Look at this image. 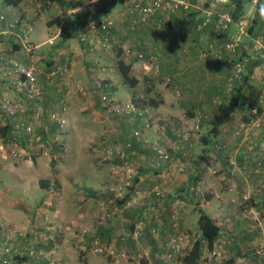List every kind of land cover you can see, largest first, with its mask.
<instances>
[{"label": "crops", "instance_id": "obj_1", "mask_svg": "<svg viewBox=\"0 0 264 264\" xmlns=\"http://www.w3.org/2000/svg\"><path fill=\"white\" fill-rule=\"evenodd\" d=\"M24 1L13 4L1 0L0 7L7 12V26L12 22V18L18 15ZM86 1L85 4L97 5L95 9H91L94 21L110 18V9L114 4L118 6L114 0H103V3L99 0ZM97 1L99 3H96ZM185 1L188 3L186 10L180 7L176 12L157 11L152 17L143 20L138 18L135 27L133 24L129 25V28L133 29L132 32L128 31L129 38L120 39L122 47L124 41L135 39L138 50L144 55L154 56L155 63L152 64L145 59L133 58L129 65L130 75L137 79L134 86L123 82L117 68L118 56L109 49L104 52L96 51L97 54L87 57L88 50H85V46L78 40L79 28L69 30L70 35L65 39L59 38V46L56 45L57 42L49 45L59 35V28L66 23V15L72 9L66 10L67 5L62 2L59 6L49 7L57 10L63 17L59 22L60 27L51 36L40 32V42L33 47L43 46L47 50H53L52 54L58 55L62 61L60 66L69 64L68 70L65 68L57 72L58 79L62 80L61 84L87 82L82 77L83 67L78 68L80 60L87 65L107 63L108 67L93 69L90 77L94 78L95 83L100 79L111 83L120 99L125 100L129 96L148 98L152 113L165 117L170 124L173 122L171 120L177 121V118L184 119L183 122L188 124L196 123L199 120L197 115L201 119L206 118L202 119V123L208 122L209 119L219 121L216 138H231L229 127L226 126L228 121L224 122V113L216 110L218 114L210 118L206 112L212 111L211 99L215 101L223 92L224 74L227 71L223 63V57L227 53H219L217 44L237 36L235 21L216 35L215 24L217 17L221 16L217 14L218 10L211 6V2L206 0V3L200 4L199 0ZM40 3L42 4L41 1ZM229 10V6H223L221 9L222 13H228ZM126 13L129 12L124 10L125 15ZM165 13H168L166 18ZM210 13L211 16H208ZM42 15L40 17L46 24L49 17ZM125 15L119 19L123 25L118 21L115 23L117 28L124 30V35L128 26H124ZM20 17L18 15V18ZM131 18L129 16L128 21H133ZM185 18L188 20L185 26H181L180 22ZM50 23L54 24V21ZM202 24H205L203 29ZM6 36L8 37V34ZM254 36L256 35L244 39L252 43ZM202 42L211 43L210 52H200L202 49L198 48V45ZM13 45L16 46L14 43ZM251 51L252 47L249 45V56L253 53ZM251 58H254L253 55ZM252 62L253 65L245 71L249 79L253 78L251 75L259 65L255 61ZM261 74L264 76V70ZM253 87L254 85H249L248 82L241 87L245 97L244 106L256 95L259 91L257 89L262 88L259 86L253 95ZM228 96H234V93ZM4 101L5 99L0 98V102ZM87 107L91 111L87 117L89 119L76 115L73 111L67 112L65 124L69 127L65 130L66 133L60 136L68 158L62 162L54 164L53 153L48 149L27 156L24 148L17 147L9 140L11 137L8 131L0 133V233H8L14 239L15 254L11 257L10 264L46 263L44 258H32L23 250L28 242H32L31 239L19 238L15 236L14 231L10 232L14 226L22 230L24 235L28 232L31 237V234L37 231V225L42 226L46 235L54 236V239H47L48 241L41 239V242L45 243L40 249L66 264H164L163 256L167 251L164 241L174 230L192 228V232L197 231L198 208L220 226L219 240L223 241L229 253L226 264H264V223L256 222V214H259L256 208H249V216L245 214L246 210L239 209L240 182L227 178V166L223 165L216 155L218 150L212 146L211 141H204L208 133H193L194 136L189 135V139L180 146L171 144L170 147L174 151H170L175 161L171 155L170 167L156 158L153 148H145V144L134 139L133 147L127 151L126 157L134 161L130 165L134 170L133 179L137 177L135 189H139L141 193H132L125 200L116 199L107 188L120 186L122 180V183L128 180L127 170H117V163L114 162H101L100 156L106 158L108 147L114 142L123 141L125 135L122 130L115 129L114 124L107 119L101 120L91 104ZM184 107L190 110V117L182 115ZM72 113L73 116H68ZM85 119L86 121H83ZM89 121L97 124V130ZM159 132H150L155 142L156 137L158 141L167 138H162L164 132ZM168 133L170 134L169 131ZM171 137L174 135L171 134ZM89 147L91 149L88 151ZM184 153L188 158L184 160L185 164L181 165L179 159H183ZM86 154H89V161L81 163L79 157ZM207 156H212L213 161L217 159L214 163L223 171L213 175L206 170L211 169L209 165L205 171L200 160H209ZM138 160L142 164L137 166ZM182 166L185 173L179 171ZM245 173L247 177H252L251 170ZM51 180L59 186L53 201L57 213H51L52 210L45 206L50 203L51 194L47 186ZM154 187L161 188L165 194L157 197L143 193L144 189ZM179 195L183 198L182 205L180 210L174 205L176 211H173V201ZM260 214H264V211ZM44 216L49 219L46 221ZM49 220L55 223L52 222L49 226ZM49 229H52V232ZM19 249L21 252H18Z\"/></svg>", "mask_w": 264, "mask_h": 264}, {"label": "rangeland", "instance_id": "obj_2", "mask_svg": "<svg viewBox=\"0 0 264 264\" xmlns=\"http://www.w3.org/2000/svg\"><path fill=\"white\" fill-rule=\"evenodd\" d=\"M42 2L40 9H37L33 6L31 0H25L24 6H22V9L20 12L18 11V15L21 16L23 19L18 18V15L13 17L12 22L14 20H23L22 22L17 23L18 28L21 27L20 23H23L24 27H27L26 31L23 32V34L18 32L17 27H9L7 26V12L6 10H3L0 7V15H3L4 18L0 19V53L3 57V59L0 58V98L5 99V101L2 103L0 102V133L3 131V127L5 124H9L10 127L7 130L10 133L9 140L14 143L17 147H22L26 150L27 156H33L38 152H41L44 149H48L49 151H52V159L53 163L62 162V160L67 159L68 157L65 154V148L64 144L62 142V138L60 134L66 133L67 124H62L56 122L51 116L53 113H57L61 110L62 104L66 105L67 110L65 114V118L67 119V112L73 111L74 114L83 116V118H87L90 116L91 111H89V107L87 105L91 104L92 108L96 111V114H98L101 118L107 119L111 123L114 124L115 129L122 130V134L125 135L124 140H119L117 142H114L112 146L108 147V151H106V158L103 156H100L101 162H114L115 164L121 163V161L127 160L129 162H134L133 159H129L126 157L127 151L131 150L133 147V140L131 141V146L126 147L125 143L127 140V137L131 131V124H129L124 117L115 115L112 112H107L101 107V102L99 99V92L100 89L97 87L94 78H91V72L92 70L96 69H102V66L108 67V64H93V65H87L84 63V61L80 60L78 62V68H82V77L87 80V82L80 83V84H61L62 80L58 79L57 72L55 74H51L52 71L56 69L59 64L62 63L61 60H59L58 55L52 54L53 50H47L43 46H38L37 48L33 47L36 46L40 42L38 35L40 32L43 34L46 32L48 36H51L56 33L57 29L60 27L59 22L63 19L55 10V9H49L51 6L60 5V0H40ZM85 0H78L75 2L76 5H80ZM101 3H103V0H99ZM97 1L96 3H99ZM169 1V0H165ZM206 0H199L200 4L206 3ZM208 2H211V6L214 7L217 11V14H220L217 17V21L222 20L223 15H230L229 12L232 11V9L235 8L234 0H227V3H219L218 0H207ZM114 3H117L118 6L113 5V7L110 9V13L113 19L114 24L118 21L119 24L123 25L119 22V19H121L125 14L124 10L128 11L129 16H131L134 20L140 19V17L137 14V11L133 9L132 3L129 0H123L125 4L122 2V0H114ZM243 2V12L237 19H232V22L235 21V25L237 27V36L235 38H230L229 40L217 44V49L219 53H227L224 58V64L226 68V73L224 74V85H223V92L218 95V98L221 101V104L216 103V100L213 101L211 99V110L209 112H206L211 117H215V114H218L216 112L219 111V113H224V122L228 121L226 126L229 127V134L231 138L229 137H219L216 138V140L213 141V147L215 144H219L221 146L220 150L216 152V155L221 159V163L223 165L227 166L226 168V176L230 179H236L240 182L238 184V192L239 199L241 200L238 204L240 210H246L245 214L249 216L248 210L249 208H256V211L259 214H256V222H262L264 223V214H260L261 211H264V76L261 74V71L264 70V18H261L258 14V8L259 5L264 4V0H242ZM74 4V7H75ZM89 9H95L97 5L93 6L92 3L86 4ZM0 6H1V0H0ZM223 6H229L231 10L227 13L226 11H221ZM115 7V8H114ZM117 8V9H116ZM134 11L133 13H131ZM166 12V11H165ZM226 12V13H225ZM72 12H69L66 17L69 19L70 14ZM214 13V12H213ZM43 14V15H42ZM126 13L125 15V24L127 25V32L124 35L123 31L116 26V30L114 29L112 31V37L111 40L113 42L112 45L109 46V51L116 54L117 56H121L122 51V45L120 43V39L125 40L129 38V32H132L133 29L129 28L130 24H133L134 27L138 24L137 22H133L132 20L128 21V15ZM222 14V15H221ZM49 17L46 24L42 21L43 18L40 16ZM155 15V14H154ZM168 13H165V18ZM118 16V20L117 19ZM152 15L148 17H152ZM211 16V13L208 15ZM27 17V18H25ZM114 17V18H113ZM15 18V19H14ZM25 18V19H24ZM131 18V19H132ZM27 19V20H26ZM209 19V18H208ZM220 19V20H219ZM55 21L54 24L50 23L51 21ZM127 20V21H126ZM240 21L243 22V24H240ZM231 22V23H232ZM53 24V25H52ZM230 24V23H229ZM205 24L201 25V28ZM228 27V25H227ZM216 29L214 30V33L221 31L223 32L225 29ZM203 29V28H202ZM60 30V28H59ZM199 30H201L199 28ZM1 31H5V33H2ZM129 31V32H128ZM251 33H253L251 35ZM8 34V37L6 36ZM122 35V37H120ZM219 35V34H216ZM254 36V41L251 43L249 40L244 39L245 37ZM59 35L56 36L54 40L51 41V44L54 45V43L57 42L56 45L59 44L58 41ZM257 38V39H256ZM11 39V40H10ZM246 40V41H245ZM13 43L16 45L14 46ZM48 43V42H47ZM227 44L230 45V47L227 46ZM48 45V44H47ZM252 47L251 55H253L254 58H251V55L249 56L248 46ZM59 46V45H58ZM123 47H129L132 50H138L137 43L135 42V39H129V41H124ZM28 48V49H27ZM198 48L202 49L200 52H210L211 51V43L205 44L202 42L201 45H198ZM99 51V50H97ZM104 52V50H101ZM141 51V50H139ZM88 52V53H87ZM88 54L87 57H89L92 54H97L98 52L94 51H87ZM142 52V51H141ZM240 52V55L238 56ZM107 53V52H106ZM143 53V52H142ZM56 56V57H54ZM262 56V57H261ZM146 58L147 55H144ZM237 58H242V62L246 61L244 64V70L241 72V77L239 79L234 78V71H233V65L235 63L234 60ZM146 60V59H145ZM226 60V61H225ZM251 61H255L258 65V67L255 68V72L253 75V78L249 79V76L245 72L248 67H250ZM14 62H17L18 64H33L38 71L37 74V84L39 86V93L38 95H35L33 98H29L26 95V90L24 86H21L17 83L16 80H14L12 75L6 74L5 70H3L4 65H14ZM110 66V65H109ZM67 70L69 68V64L67 63L66 66ZM247 75V78L245 77ZM244 78H246L245 82L243 81ZM85 81V80H84ZM251 81V83H250ZM256 82L257 84H252L253 82ZM248 82L249 85H254L253 87V95L256 93V89L261 86L262 88L257 89L259 90L255 96H253L252 100L248 103L247 106H236L234 107L231 104V98L228 96V94L236 96L235 89L237 87H242V85L246 84ZM251 90V91H252ZM85 92V93H83ZM51 93V94H50ZM115 95H117L115 93ZM118 96V95H117ZM216 97V96H214ZM213 97V98H214ZM252 97V96H251ZM129 98H136V96H129ZM129 98L122 100L126 101ZM145 106L148 108L150 114H152L150 105H149V99L143 98ZM245 104V103H243ZM191 109V108H190ZM211 112H214V114H211ZM90 113V114H89ZM68 116H73L74 115ZM88 114V115H87ZM94 113H92L93 115ZM159 116L158 114H155ZM182 115L185 117H190V110L187 107H184V111H182ZM198 116V128H195V122H192L191 124H188L187 122H183L184 119L177 118V121L171 120V124L165 119V117H161L160 121L156 124L152 123L151 127L148 128L145 131V135L149 138V143H143L145 144V148L152 149L155 140L151 137L150 132H164V135L158 134V136L161 135L163 138L164 136L167 138H164V140L158 141V137H156V142L159 144L162 148H164L170 155L171 159V144L180 146L183 142H185L188 139H183L182 134L189 132L190 136L197 135L198 133H211V129L213 127V120L204 121L202 123V119H206L203 117L202 119ZM183 117V118H184ZM83 120V121H86ZM179 121V122H178ZM89 123L92 124V121H89ZM245 123L248 125V131L246 135L242 132L241 134L237 135L236 131L240 129L241 124ZM95 130H97V124H92ZM29 128V130H28ZM113 128V127H111ZM104 129V127L102 128ZM66 130V131H65ZM100 131V129H99ZM170 132V134L168 133ZM160 133V132H159ZM171 134L174 135V137H171ZM194 136V135H193ZM160 137V138H161ZM161 138V139H162ZM119 143V144H116ZM123 143V144H122ZM88 147V146H87ZM18 148V149H19ZM181 148V147H180ZM91 147L87 148L89 151ZM106 149V148H105ZM111 149V150H110ZM214 149V148H213ZM216 149V148H215ZM111 151V152H110ZM174 150L172 149V152ZM109 152V154H108ZM122 155V156H121ZM67 157V158H66ZM103 157V158H102ZM174 158V156L172 155ZM209 157V156H207ZM188 156L185 153L183 154V159H179L181 165L185 164L184 160L187 159ZM168 160L164 163H166L169 167L171 165L172 160ZM209 160H200V163H203L204 170L207 168V165L211 167L210 170L206 169L207 171H210L213 175L219 174L220 171L222 172V168L217 166V163H214L217 161H213V157L210 156L208 158ZM79 160L81 163H87L89 161V154L82 155L79 157ZM146 160V159H145ZM20 161V160H19ZM19 161H15L16 163ZM175 161V158H174ZM183 163V164H182ZM142 164L139 163L138 165ZM214 164V166H213ZM183 167V168H182ZM179 168V171L182 173H185V168L182 166ZM205 170V171H206ZM251 170L252 177H247L245 171ZM134 173V172H133ZM250 178V179H249ZM248 180V181H247ZM50 196V203L45 204V206L49 209H51L52 212H56V207L54 208V197L57 196V191L59 189V186L56 184L54 180H51V183L47 186ZM117 187V186H116ZM118 188V187H117ZM132 187L130 185H124L122 187V193L117 194L115 193L114 187L107 188L108 191L112 194V197H115L116 199L120 198H126L129 197L130 194H132ZM117 196H116V195ZM165 194V191H164ZM245 197V198H244ZM175 201H173V206L175 205L178 210H180V207L182 205L183 198L175 197ZM44 214V213H43ZM49 218V217H48ZM44 219L47 221L46 216H44ZM253 219V217H252ZM250 220V219H249ZM53 222V223H52ZM51 223L54 224V221L48 222V225L51 226ZM37 227V231L35 233L31 234V237L17 227L12 228V231L17 235L19 238H25L27 237L28 240H32V242H28L26 244V248L29 246H33L35 249H40L41 245L44 243L41 242V239L43 237H40L41 235H44L43 229L41 227ZM17 228V229H16ZM263 229V228H262ZM180 231H183L187 235L188 239V245L193 242L194 238L199 237L198 234L195 232H192L191 229L183 230L179 229ZM18 231H22L24 237H21ZM52 232V229H50ZM3 234H6L5 232H2ZM8 234V233H7ZM14 234H12L14 236ZM11 236V235H10ZM169 236V235H168ZM51 239H54L51 238ZM13 237L10 239L11 246H14ZM48 241L47 239H43ZM165 243V241H164ZM264 243V242H263ZM40 246V247H38ZM206 246H202V253L200 256V263L202 264H211L212 258L207 256L205 248ZM224 247V246H223ZM260 247V245H259ZM218 249V248H217ZM26 251L25 249H23ZM224 257L220 264H226L229 259V253L228 250L224 247ZM18 252H21L19 249ZM14 253V252H13ZM14 255V254H13ZM19 255V253H18ZM53 257H56L53 255Z\"/></svg>", "mask_w": 264, "mask_h": 264}, {"label": "built area", "instance_id": "obj_3", "mask_svg": "<svg viewBox=\"0 0 264 264\" xmlns=\"http://www.w3.org/2000/svg\"><path fill=\"white\" fill-rule=\"evenodd\" d=\"M78 0H60L62 3H73ZM132 3V7L134 10L137 11L138 16L141 20L145 19L146 17L154 14L157 11H170V12H176L180 7H182L184 10L188 8V3L185 0H129ZM33 6L37 9H40L41 3L40 0H31ZM87 1L85 0L82 4L76 6L75 8H70V12H74L79 9H86L89 8L86 7L85 4ZM134 12V11H132ZM4 18L3 15H0V19ZM222 20L218 21L215 24V28L218 29H224L227 27L229 23L232 22L230 15H223ZM188 19H183V21L180 22L181 26H185L186 21ZM23 20H14L13 22H10L9 27H17L18 32L23 34V32L26 31L27 27H24L23 23H20L21 27L18 28L17 23L22 22ZM136 20H134L135 22ZM240 24H243L242 21H240ZM116 30V26L112 19L106 18L103 20L98 21H90L89 23L81 26L78 30V40L79 42L85 46V50L94 52L97 50H108L109 46L113 44L111 37H112V31ZM124 33V31H123ZM228 47H230L229 44H227ZM28 49V48H27ZM121 55L123 56V61L127 64H131L133 58L142 60L146 59V62L149 64L155 63L154 56L147 55V57H144V54L139 50H132L129 47H122ZM0 58L3 59L1 53ZM1 64V62H0ZM243 66V62L236 61L233 65V71H234V78L239 79L241 77V69ZM3 70H5L6 74L12 75L14 80L17 81V83L21 86H24L26 90V95L29 98H33L35 95H38L39 93V86L37 84V68L33 64H18L17 62H14V65H4ZM66 68V66H57L54 71L51 72V74L59 71H63ZM103 69V66H102ZM97 87L100 89L99 92V99L101 102V107L107 112H112L115 115L124 117L126 121L131 124V131L127 137L126 140V147L131 146V140L135 139L137 141H141L143 143H149V138L145 135V131L151 127L152 123L156 124L160 121L161 117L157 116L155 114H150L148 108L145 106L144 100L140 97L136 98H129L126 101H122L119 99L117 95H115V91L112 87V84L109 82H106L103 79H100L96 82ZM85 93V92H83ZM216 100V99H215ZM216 103L221 104V101L219 99L216 100ZM66 105L62 104L61 110L57 113L52 114V118L60 123V125L66 123ZM195 128H198V123L195 124ZM29 130V128H28ZM248 131V125L245 123L241 124L240 129L236 131V134L239 135L242 132L244 135H246ZM190 133L186 132L182 134L183 139H188ZM153 150L156 155V158L158 160H162L164 162L168 161L170 159L169 153L162 148L157 142L153 145ZM221 148L220 145H216V149L219 150ZM111 152V151H110ZM109 154V152H108ZM131 162L124 160L121 161V163L116 164L117 170H120L122 168H125L127 170V178L124 183L123 180L120 182L121 185L114 187L113 190H115V193L117 194L122 193V187L124 185H131L132 179L134 176V170H132V166L130 165ZM141 191L139 189H135L134 195L140 194ZM143 193L146 195H154V196H163V191L159 187H154L152 189H144ZM116 195V194H115ZM117 196V195H116ZM245 198V197H244ZM112 200V199H111ZM173 211H176V208L173 206ZM48 218V216L46 217ZM49 219V218H48ZM175 219V217H174ZM48 222H51L50 220ZM50 230V229H49ZM19 234L23 235L22 231H18ZM262 233L264 235V228L262 229ZM40 237H43V239H51L54 236L52 235H41ZM11 236L9 234H3L0 233V264H10L11 257L13 256L14 247L10 244ZM188 243L187 235L186 234H175L171 236L166 243L167 249L170 250L166 254L165 257V263L164 264H186L185 262L181 261L178 256L182 254L183 249L185 248L186 244ZM218 248V249H217ZM25 253H27L28 256L32 258H44L46 260L45 264H66L63 260L53 257L52 255L44 253L41 249H35L33 246H29L25 249ZM224 251L222 249L221 244L215 245L214 248L211 251L207 252V256L212 258L211 264H220L223 257H224ZM202 264V263H200Z\"/></svg>", "mask_w": 264, "mask_h": 264}, {"label": "trees", "instance_id": "obj_4", "mask_svg": "<svg viewBox=\"0 0 264 264\" xmlns=\"http://www.w3.org/2000/svg\"><path fill=\"white\" fill-rule=\"evenodd\" d=\"M6 2H10L13 4H16L17 2H19L20 0H5ZM235 4V8L229 12L230 16L233 19H237L243 12V2L242 0H234L233 1ZM65 4V3H64ZM75 2L73 3H67V8L66 10L69 8H75L74 7ZM93 11H91V9H79L76 10L74 12H72L70 14L69 19H67L66 23H63L60 27L59 30V37L60 39H65L67 36L70 35V31L73 28H80L81 26L89 23L90 21H94L93 20ZM54 21V20H53ZM55 22V21H54ZM236 61H240L242 62V58H237ZM246 61L243 62V66L241 69V72H243L242 70H244V64ZM253 65V62L251 61L250 63V67ZM117 68L118 71L122 77V80L125 84H127L128 86H134L137 82V79L133 76L130 75V65L125 63L123 61V59L118 56L117 59ZM245 77L247 78V75H245ZM246 78H244V82L246 80ZM236 91V96H231V104L234 107H238V106H242L244 103V95L243 92L241 91V86L237 87L235 89ZM213 127L211 129V136L210 133L207 134V138L204 139L205 142H209L211 141V144L213 146V141L216 140V136L218 134V127H219V121L213 120ZM10 125L9 124H5L3 127V134L9 129ZM134 140V139H132ZM131 140V141H132ZM216 145L219 144H215L214 148H216ZM217 150V149H216ZM220 150V149H219ZM218 150V151H219ZM156 156V155H155ZM160 162H164L162 160H160ZM137 180V177H135V179H132V184L130 185L132 188V192L134 194L135 192V182ZM43 184V182H42ZM44 186H47L45 184H43ZM123 199V198H120ZM126 198H124L123 200H125ZM198 210V219H197V224H198V230L196 231V233L198 234L199 237L194 238L193 242H191L190 245H188V243L186 244L185 248L183 249V252L181 255L178 256V258L185 262L186 264H200V256L202 253V246H206L205 248H207L206 250V254L208 251H211L215 245H219L221 244L223 251L224 250V245H223V241L219 240L220 236H221V228L220 226L214 221V219H212L206 212H204L203 210H201L200 208L197 209ZM176 222V220H175ZM185 234L183 231L178 230H174L172 233H170V235L167 237L164 245L166 246V243L168 242L169 238L175 234ZM167 248V247H166ZM170 252L169 249H167V251L164 253L163 256V263H165V257L166 254Z\"/></svg>", "mask_w": 264, "mask_h": 264}, {"label": "clouds", "instance_id": "obj_5", "mask_svg": "<svg viewBox=\"0 0 264 264\" xmlns=\"http://www.w3.org/2000/svg\"><path fill=\"white\" fill-rule=\"evenodd\" d=\"M219 3H227V0H218ZM258 14L261 18H264V4L259 5Z\"/></svg>", "mask_w": 264, "mask_h": 264}]
</instances>
